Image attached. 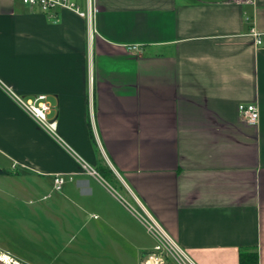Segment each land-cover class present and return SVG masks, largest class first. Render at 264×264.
I'll list each match as a JSON object with an SVG mask.
<instances>
[{"label":"crops","instance_id":"1","mask_svg":"<svg viewBox=\"0 0 264 264\" xmlns=\"http://www.w3.org/2000/svg\"><path fill=\"white\" fill-rule=\"evenodd\" d=\"M72 1L91 38L72 9L0 0V250L139 264L148 215L183 264H264V0ZM10 91L47 96L55 135Z\"/></svg>","mask_w":264,"mask_h":264},{"label":"built area","instance_id":"2","mask_svg":"<svg viewBox=\"0 0 264 264\" xmlns=\"http://www.w3.org/2000/svg\"><path fill=\"white\" fill-rule=\"evenodd\" d=\"M21 2L27 5L30 9L38 8L49 16H52V13L56 10V8H69L74 10L79 16L81 15L86 17V20L88 22V37L91 38V8L88 7V10L84 11L82 10V8H79L72 0H21ZM248 32V35L251 37L253 46L264 49V32H260L255 28H250ZM127 49L136 53H139L141 51L140 47L136 45L127 46ZM10 95L24 111H27L33 117L38 125H41V127L49 134L55 135V121H52L48 118V115L50 113V104L47 101V96H45L44 94H39L34 98L23 99L22 97L15 95L11 91ZM238 112L240 118L243 119L247 124H257L259 120V108L257 104H239ZM91 173L95 174V171H91ZM63 181V177L56 174L53 179L55 189L60 188L64 183ZM141 220L142 223H144L147 231L156 239L154 250L159 251V249L165 248L167 246L177 254H181V251H178L175 246L172 245L169 238L166 237L159 224L157 225V223L154 222L148 215L142 216ZM3 254L7 255L13 263H15L16 261L21 263L18 259L12 258L8 253L4 252Z\"/></svg>","mask_w":264,"mask_h":264},{"label":"rangeland","instance_id":"3","mask_svg":"<svg viewBox=\"0 0 264 264\" xmlns=\"http://www.w3.org/2000/svg\"><path fill=\"white\" fill-rule=\"evenodd\" d=\"M0 251L3 253L5 252L2 250ZM1 252H0V256L4 259L6 264H23L21 260L8 253L12 258L14 259L16 258L21 262L19 263L16 261L15 263H13L7 255ZM183 261L184 259L182 255L180 257L176 256L175 252L166 246L165 248L159 249V251L152 249L151 251H149L148 254H146L144 259L140 260L139 264H178V262L183 264ZM68 264H85V263L78 262L73 258L70 260V263ZM87 264H91V263H87Z\"/></svg>","mask_w":264,"mask_h":264},{"label":"trees","instance_id":"4","mask_svg":"<svg viewBox=\"0 0 264 264\" xmlns=\"http://www.w3.org/2000/svg\"><path fill=\"white\" fill-rule=\"evenodd\" d=\"M0 259L4 261V259L1 256ZM238 264H259L257 252L249 251V250L240 251L238 254Z\"/></svg>","mask_w":264,"mask_h":264},{"label":"water","instance_id":"5","mask_svg":"<svg viewBox=\"0 0 264 264\" xmlns=\"http://www.w3.org/2000/svg\"><path fill=\"white\" fill-rule=\"evenodd\" d=\"M4 173H5V171L0 169V174H4ZM0 264H5V263L2 260H0Z\"/></svg>","mask_w":264,"mask_h":264},{"label":"bare ground","instance_id":"6","mask_svg":"<svg viewBox=\"0 0 264 264\" xmlns=\"http://www.w3.org/2000/svg\"><path fill=\"white\" fill-rule=\"evenodd\" d=\"M0 260H2V259H0ZM3 261V260H2ZM4 262V261H3ZM5 263V262H4ZM6 264V263H5Z\"/></svg>","mask_w":264,"mask_h":264}]
</instances>
